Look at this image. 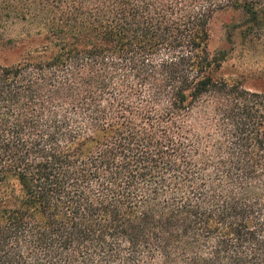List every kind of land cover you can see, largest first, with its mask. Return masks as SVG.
Instances as JSON below:
<instances>
[{
    "label": "trees",
    "instance_id": "obj_1",
    "mask_svg": "<svg viewBox=\"0 0 264 264\" xmlns=\"http://www.w3.org/2000/svg\"><path fill=\"white\" fill-rule=\"evenodd\" d=\"M229 9L264 47V0H0V264H264V67L223 77Z\"/></svg>",
    "mask_w": 264,
    "mask_h": 264
},
{
    "label": "rangeland",
    "instance_id": "obj_2",
    "mask_svg": "<svg viewBox=\"0 0 264 264\" xmlns=\"http://www.w3.org/2000/svg\"><path fill=\"white\" fill-rule=\"evenodd\" d=\"M4 22L0 24V56L8 53L12 48L6 45L8 39H12L22 33L23 27L20 22ZM241 14L238 11H218L210 23V43L212 52L226 51L227 60L223 64V77L229 81L245 79V77L256 69L264 67V47L251 48L248 43L241 40L239 32L235 36V45L230 44L227 38V29L240 25ZM10 53V52H9ZM17 60V56H12ZM2 61V58L0 59Z\"/></svg>",
    "mask_w": 264,
    "mask_h": 264
}]
</instances>
